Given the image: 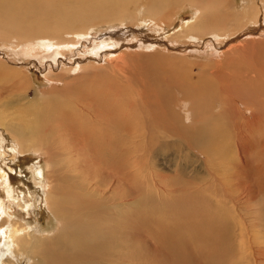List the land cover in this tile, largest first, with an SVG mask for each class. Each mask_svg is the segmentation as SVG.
<instances>
[{
    "label": "rangeland",
    "instance_id": "obj_1",
    "mask_svg": "<svg viewBox=\"0 0 264 264\" xmlns=\"http://www.w3.org/2000/svg\"><path fill=\"white\" fill-rule=\"evenodd\" d=\"M39 1L77 14L31 44L0 24V225L56 238L40 248L49 264L74 231L55 210L69 224L96 216L122 264H264V0H120L109 17L83 14L90 0ZM198 17L203 32L186 39Z\"/></svg>",
    "mask_w": 264,
    "mask_h": 264
},
{
    "label": "bare ground",
    "instance_id": "obj_2",
    "mask_svg": "<svg viewBox=\"0 0 264 264\" xmlns=\"http://www.w3.org/2000/svg\"><path fill=\"white\" fill-rule=\"evenodd\" d=\"M1 1V0H0ZM46 1V0H45ZM44 1V2H45ZM58 1V0H57ZM71 1V0H69ZM68 1V2H69ZM77 1V0H76ZM89 1V0H87ZM127 3H132L134 2V0H126ZM204 0H191V2H203ZM6 2V1H5ZM8 2V1H7ZM47 2V1H46ZM45 2V3H46ZM78 2V1H77ZM91 4L88 8L86 7V9H83V14H86L88 11H92L95 12L96 15H101V17H109L111 16L110 13L113 11V8L120 4V0H90ZM16 5L12 8L9 7H5L2 9V11L0 12V24H2L3 26H5L6 29H8V32L10 33H14V36L21 38L22 40H27V44H31V40H35L34 37L39 38V37H45L47 32H49L47 29L48 27L44 26L43 24H45L48 21L51 20H55V21H59L58 17H54V13L55 12H61L60 11V6L58 7L57 5H53L52 3H50V5H46L44 6L39 0H15ZM6 4V3H5ZM48 4V3H47ZM52 4V5H51ZM65 4V3H64ZM70 4V3H69ZM68 4V5H69ZM7 6V5H5ZM9 6V5H8ZM67 6V5H66ZM2 8V6H1ZM33 8V12L30 11ZM67 8V7H66ZM71 8V7H70ZM70 10V9H68ZM74 10V9H73ZM71 12L70 16L68 17H60L59 19L61 20H65V21H69L70 19L73 20L74 16L73 14H77V11H73ZM66 11V10H65ZM205 11V10H204ZM91 12V13H92ZM152 12H154V10H152ZM155 13V12H154ZM79 15V14H78ZM97 17V16H96ZM215 18L219 19V15H217ZM81 19H84L83 16H81ZM54 21V22H55ZM41 24L43 25L42 27H39V32L37 35H33L31 33V31L28 29H24V27L29 26L30 24ZM50 24V23H49ZM91 24V23H90ZM201 19H199V17L193 21H189L186 23L185 27L182 26L180 31H183L184 29H186L187 31V38H197L196 35L199 33H202L203 31H201V28L203 29V26H201ZM210 25V24H209ZM1 26V25H0ZM22 30V32H21ZM59 31V30H58ZM154 32H160V29H156L154 30ZM25 35H19V34H24ZM135 33V32H134ZM51 34V33H50ZM60 34V33H59ZM79 35V34H78ZM34 38V39H33ZM28 39H31L30 41ZM88 40V39H87ZM20 41V40H19ZM84 41V40H83ZM18 42V41H17ZM26 42V41H25ZM20 43V42H18ZM16 43V44H18ZM44 43H48L49 45L51 44L52 46L54 45H58L60 44L59 42H55L54 40H48V39H37V43L40 46L43 45ZM11 44V43H10ZM9 44V45H10ZM34 44V43H33ZM35 45V44H34ZM37 45V47L39 46ZM8 46V45H7ZM11 46V45H10ZM45 47L44 49H49L50 51H53L54 53L56 52V47ZM99 46V45H98ZM102 46V44H101ZM108 46V45H107ZM13 48V46H11ZM10 48V47H9ZM20 48V47H19ZM22 48V47H21ZM29 48V49H28ZM100 48V47H99ZM103 48V47H102ZM105 48V47H104ZM144 49H148L151 48V46L146 45L143 46ZM15 49V48H13ZM36 49V48H35ZM42 49V48H40ZM97 49V48H96ZM101 49V48H100ZM37 50V49H36ZM23 53L25 52V54L29 55L28 58L30 57L31 53H35L34 48L31 49L28 46L27 49H23L22 50ZM99 51V50H98ZM98 51H95L98 53ZM18 52V51H17ZM21 52V51H20ZM45 52V50L40 52L38 51L37 53H40V55H42ZM22 53V52H21ZM47 53V52H46ZM32 54V55H33ZM57 54V52H56ZM100 54V53H98ZM36 55V54H35ZM39 55V54H38ZM39 55V56H40ZM54 55V54H49V56ZM23 56V55H22ZM34 56V55H33ZM37 56V55H36ZM35 56V57H36ZM38 56V58H40ZM26 57V56H25ZM2 67V66H1ZM0 67V68H1ZM5 70V67H2ZM7 71V70H6ZM21 75H23L22 73H19ZM148 81V80H147ZM149 83V82H148ZM27 84V79L25 78V76L20 77V81L18 83H14L13 87H11V89L9 91H13L16 90L17 92H20V89H24L23 85L26 87ZM219 91V90H217ZM220 92V91H219ZM223 93V92H222ZM3 94V93H2ZM0 93V96L2 95ZM25 94L23 93V96ZM214 95L216 96V94L214 93ZM224 95V94H223ZM210 97V96H209ZM218 97V96H217ZM211 98V97H210ZM11 100V98H10ZM20 100V99H19ZM221 100V98H220ZM223 100V98H222ZM190 101H192L189 97L185 100L184 103H179L180 106L179 108L182 110L186 109V106L190 104ZM214 101V100H213ZM206 102V101H205ZM210 102V101H209ZM221 102V101H220ZM208 103V102H207ZM223 104V103H222ZM212 106V105H211ZM224 106V105H223ZM225 107V106H224ZM188 108V107H187ZM210 108V106H209ZM208 108V109H209ZM212 108V107H211ZM223 108V107H222ZM189 109V108H188ZM219 109V108H218ZM222 110V109H221ZM225 110V109H224ZM225 112V111H224ZM187 113V112H186ZM209 117V116H208ZM192 117L190 116V119ZM214 119H212L213 123L214 120L218 121V116L214 117ZM194 119V117H193ZM195 120V119H194ZM200 120V119H199ZM210 121V120H209ZM165 122V121H164ZM219 122V121H218ZM203 123V122H202ZM212 124V123H211ZM191 126V125H190ZM194 127L195 129L193 130L194 135L195 136H204V132L205 130V126L201 125L200 123H194ZM188 128V127H187ZM239 128V127H238ZM2 129V128H1ZM209 130V129H208ZM178 131V130H177ZM188 131V129H187ZM3 132V131H2ZM190 132V131H189ZM203 132V133H202ZM167 133V131H166ZM208 134V132H207ZM3 136V135H2ZM5 136V135H4ZM10 137V136H9ZM206 137V135H205ZM14 138V137H13ZM197 138V137H196ZM211 138V137H210ZM214 138V137H213ZM188 139V138H187ZM192 139V138H191ZM195 140V137H194ZM193 140V141H194ZM201 140H203L201 138ZM8 141V140H6ZM186 141V140H185ZM184 141V142H185ZM190 141V140H189ZM192 141V140H191ZM197 141V140H196ZM195 141V142H196ZM260 141V140H258ZM15 142V141H14ZM43 142V141H42ZM188 142V141H187ZM194 142V143H195ZM210 142V141H209ZM208 142V143H209ZM245 142V141H244ZM193 143V142H192ZM199 143V142H196ZM263 143V141H262ZM12 145V144H11ZM195 145V144H194ZM241 145V144H240ZM244 145V144H243ZM185 146V145H184ZM202 147V146H201ZM10 150L13 152H17L16 148L14 145L9 147ZM22 149V148H21ZM190 149V148H189ZM194 149V148H193ZM5 150V149H4ZM11 153V152H10ZM4 158V157H3ZM8 159V158H7ZM5 163V162H4ZM127 164V163H126ZM8 165V163H7ZM127 166V165H126ZM11 168V167H10ZM129 168V167H127ZM126 168V169H127ZM6 169V168H5ZM8 170V169H7ZM31 170V168H30ZM10 171V170H9ZM29 172V171H28ZM10 173V172H9ZM8 173V174H9ZM34 175V174H33ZM38 175V174H37ZM115 180V178H113ZM211 179V178H210ZM215 179V178H214ZM218 179V178H217ZM116 181V180H115ZM9 183V182H8ZM116 183V182H115ZM120 183V182H119ZM5 184V182H4ZM118 184V183H117ZM133 184V183H132ZM12 185V184H10ZM219 185H221L219 183ZM119 186V185H118ZM133 186V185H132ZM173 186V185H172ZM9 187V186H8ZM12 187V186H10ZM9 187V188H10ZM7 188V186L5 187ZM118 188V187H117ZM130 189V188H128ZM180 189V188H179ZM167 190V189H166ZM175 190V189H174ZM173 190V191H174ZM10 191V190H9ZM29 191V190H28ZM128 191V190H127ZM7 192V191H6ZM144 192V191H143ZM13 193V192H12ZM168 193V192H167ZM170 193V192H169ZM24 194V193H23ZM11 195V194H10ZM127 195V193H126ZM10 197V196H9ZM125 198V196H124ZM188 198V197H187ZM178 199V198H177ZM86 200V199H85ZM131 201V200H130ZM158 201V200H157ZM63 202H65L63 200ZM20 203V202H18ZM85 203V202H84ZM141 203V202H140ZM145 203V202H144ZM147 203V202H146ZM192 203V202H191ZM205 203V202H204ZM17 204V203H16ZM24 204V202H23ZM93 201L90 200H86V205H88L89 207L93 206ZM22 205V204H21ZM20 205V206H21ZM134 205V204H133ZM175 205V204H174ZM205 205V204H204ZM53 206V205H52ZM65 206V205H64ZM106 206V205H105ZM112 206V205H111ZM196 206V205H195ZM202 206V205H201ZM23 207V206H22ZM28 204L26 206L25 209H27ZM32 207V206H31ZM30 207V208H31ZM62 207V206H61ZM60 207V208H61ZM127 207V206H126ZM174 207V206H173ZM182 207V206H181ZM188 207V206H187ZM0 208L1 211L3 212V215L5 214V207H3V203L0 202ZM35 208V207H34ZM202 208V207H201ZM54 209V208H53ZM56 209V208H55ZM140 209V208H139ZM191 209V208H190ZM66 210V209H65ZM22 211V210H21ZM56 215L61 217V220H63L65 223L64 226H68L70 227H74V231L69 230V233L67 236H63L60 238V236L65 233L67 230H62V232L60 233L59 236V240H62L61 243V253H62V259L64 260V262L62 264H122V253L117 251V250H112L109 246V239L107 238V236H109V234L107 232L103 233L101 232L100 226L97 223V229L93 228L95 225V222L97 221V219L95 220L96 216H93L94 218H89V216L87 215H83L80 218H78V220H76V223H72L69 224V220L70 216L68 215V211L67 213H65V211L62 210H55ZM60 211V212H59ZM115 211V210H114ZM28 212V211H27ZM147 212V211H146ZM173 212V211H172ZM95 213V212H94ZM122 213V212H121ZM191 213V212H189ZM201 213V212H200ZM9 214V213H8ZM27 214V213H26ZM125 214V212H124ZM156 214V213H155ZM202 214V213H201ZM0 216V217H3ZM128 215V214H127ZM146 215V214H145ZM187 215V214H186ZM167 216V214H166ZM176 217H180L182 218L183 216L180 213H175ZM201 216V215H200ZM12 217V216H10ZM8 217V218H10ZM27 217V216H26ZM97 217H99L101 220L103 218H101L100 215H97ZM185 217V216H184ZM202 217V216H201ZM166 218V217H165ZM164 218V219H165ZM197 218V217H196ZM3 218H0V222ZM38 220V218H36ZM126 219V218H125ZM135 219V218H134ZM159 219V218H158ZM156 219V220H158ZM8 220V219H7ZM66 220V221H65ZM106 219L104 218V221ZM174 220V219H173ZM68 221V222H67ZM119 221V219H118ZM127 221V219H126ZM178 221V220H177ZM192 221V220H191ZM6 222V221H5ZM135 222V220H134ZM180 222V221H179ZM3 223V222H2ZM13 223V222H12ZM101 223V222H100ZM106 223V222H104ZM177 223V222H176ZM187 223V222H186ZM197 224L199 223V220H197L196 222ZM8 223H4L3 225H0V236L2 237V241L0 242V264H5V260L4 257L6 258L8 255L11 256L12 259L15 258V263H7V264H17V262H19L18 264H40V260H38L39 258L41 259V254H46V256L44 257L43 260V264H49L48 263V257L50 255L48 249L51 248V243H53V241L56 239H52L49 242H43V244H45V246L49 247L47 249L48 252H45V250L43 249V251H40V248L42 247L37 235L35 234V231L32 232L31 230H29L26 226H24L23 228H19L18 226L14 227L13 229L9 228V225H7ZM34 224V223H33ZM169 224V223H167ZM188 224V223H187ZM103 225V224H101ZM121 225V224H120ZM164 225V224H163ZM38 226V225H37ZM107 226H114V225H109L107 223ZM110 228V227H109ZM34 230V229H33ZM37 231V230H36ZM132 231V230H131ZM39 233V232H38ZM37 233V234H38ZM175 236V234H174ZM10 237V238H9ZM176 237V236H175ZM215 237V236H214ZM169 238V237H168ZM174 239V238H173ZM171 240V238H170ZM175 240V239H174ZM169 241V239H168ZM215 244V243H214ZM107 248H110V250H107ZM120 248V247H119ZM118 248V249H119ZM69 251V252H68ZM43 254V255H44ZM9 258V257H8ZM224 259V258H223ZM227 259V258H226ZM58 260V259H56ZM59 260H61L59 258ZM12 261V260H11ZM227 261V260H226ZM14 262V261H13ZM42 262V261H41ZM248 264V263H247Z\"/></svg>",
    "mask_w": 264,
    "mask_h": 264
}]
</instances>
